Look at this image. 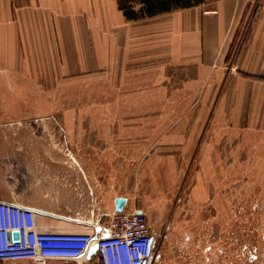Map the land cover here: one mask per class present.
<instances>
[{"label":"rangeland","instance_id":"374dc122","mask_svg":"<svg viewBox=\"0 0 264 264\" xmlns=\"http://www.w3.org/2000/svg\"><path fill=\"white\" fill-rule=\"evenodd\" d=\"M35 76L0 66V178L5 186L18 174L24 191L15 196L47 209L61 227L95 213L96 196L66 186L64 169L88 158L91 122L109 117L116 123L112 195L144 212L156 238L152 264H264V135H231L214 146L218 159L205 160L186 144V92L175 99L105 92ZM11 136L20 138L13 161L1 140Z\"/></svg>","mask_w":264,"mask_h":264},{"label":"crops","instance_id":"0c3cea01","mask_svg":"<svg viewBox=\"0 0 264 264\" xmlns=\"http://www.w3.org/2000/svg\"><path fill=\"white\" fill-rule=\"evenodd\" d=\"M118 2L0 0V66L28 80L50 74L90 82L97 91L172 92L174 99L186 92V144L197 146L205 160L218 159L216 148L231 135H264V0H203L137 20L127 19ZM115 124L109 117L92 121L88 158L77 169H64L66 186L96 196L90 217L59 226L47 209L15 196L24 191L18 174L5 186L0 178V200L37 210L40 230L93 233L92 225L105 224L115 211ZM1 140L11 146L13 161L20 138ZM133 209L127 199L123 210Z\"/></svg>","mask_w":264,"mask_h":264},{"label":"built area","instance_id":"2783aa9c","mask_svg":"<svg viewBox=\"0 0 264 264\" xmlns=\"http://www.w3.org/2000/svg\"><path fill=\"white\" fill-rule=\"evenodd\" d=\"M37 210L0 200V262L152 264L156 238L143 211H113L93 233L40 230ZM96 245L92 254L89 250Z\"/></svg>","mask_w":264,"mask_h":264},{"label":"trees","instance_id":"16d2710c","mask_svg":"<svg viewBox=\"0 0 264 264\" xmlns=\"http://www.w3.org/2000/svg\"><path fill=\"white\" fill-rule=\"evenodd\" d=\"M202 2L203 0H138L137 10L128 0H119L118 5L127 19L137 20L176 9L197 6Z\"/></svg>","mask_w":264,"mask_h":264},{"label":"water","instance_id":"95a60500","mask_svg":"<svg viewBox=\"0 0 264 264\" xmlns=\"http://www.w3.org/2000/svg\"><path fill=\"white\" fill-rule=\"evenodd\" d=\"M127 202V199L125 197H116L114 200V204H115V210L116 211H120L123 209V207L125 206ZM96 245H92L90 250H89V254H92V252L95 250Z\"/></svg>","mask_w":264,"mask_h":264}]
</instances>
